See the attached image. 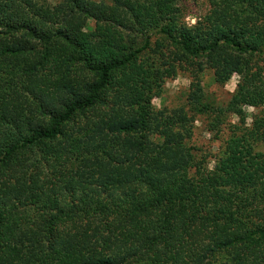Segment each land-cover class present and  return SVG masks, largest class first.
I'll return each instance as SVG.
<instances>
[{"label":"trees","instance_id":"trees-1","mask_svg":"<svg viewBox=\"0 0 264 264\" xmlns=\"http://www.w3.org/2000/svg\"><path fill=\"white\" fill-rule=\"evenodd\" d=\"M180 2L0 0V264H264V0H208L191 27ZM155 34L168 77L241 76L214 127L260 110L212 170L188 114L152 108ZM189 99L211 112L199 84Z\"/></svg>","mask_w":264,"mask_h":264},{"label":"rangeland","instance_id":"rangeland-1","mask_svg":"<svg viewBox=\"0 0 264 264\" xmlns=\"http://www.w3.org/2000/svg\"><path fill=\"white\" fill-rule=\"evenodd\" d=\"M61 0H51L53 4ZM98 3H104L108 6L113 4V0H92ZM179 14L177 18L179 23L188 27L196 25L198 20L204 17L210 10L208 0H182L179 4ZM98 25L105 30L110 29V25L98 24L94 20L88 22L86 32H94ZM118 34L125 37V32L117 30ZM153 51L143 54L140 59V65L149 62L155 72H159L160 81L156 82L155 75L152 77V90L150 92L151 105L155 113L162 116L173 115L176 113H186L193 123V136L187 140L190 147L196 149L198 164L201 171L212 170L217 158L220 157L226 142L232 137V127L250 126L255 114L260 110L245 107L240 109L239 114L226 112L222 117V124L214 127V119L219 110L226 111L231 99L238 89L241 82V76L234 74L224 85L216 82L214 71L203 64V70L195 65V68H179L175 75L168 77V43L159 34L152 37ZM157 52V53H155ZM158 54V55H156ZM171 59V58H170ZM264 65V56L258 60ZM146 67V65H145ZM197 76V78H196ZM203 90L204 102L211 108L208 114H198L197 109L190 102V95L195 89V85ZM255 152L264 153V142L254 144Z\"/></svg>","mask_w":264,"mask_h":264}]
</instances>
